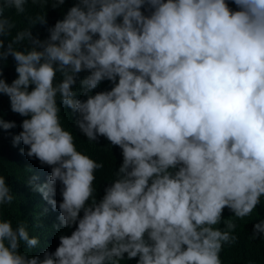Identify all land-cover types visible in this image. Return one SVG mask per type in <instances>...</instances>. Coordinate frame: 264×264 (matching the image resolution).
Listing matches in <instances>:
<instances>
[{
    "label": "clouds",
    "instance_id": "1",
    "mask_svg": "<svg viewBox=\"0 0 264 264\" xmlns=\"http://www.w3.org/2000/svg\"><path fill=\"white\" fill-rule=\"evenodd\" d=\"M28 3L0 0V95L24 117L18 135L3 116L0 130L50 168L47 183L26 184L70 234L29 254L39 237L0 211V264H227L223 247L238 237L234 220L217 227L224 210L244 219L264 197V0H74L54 25L38 13L8 39L16 24L5 9L24 14ZM31 3L56 10L66 0ZM62 107L88 141L121 149L99 200L104 165L77 150ZM14 198L0 174V209ZM250 239L264 240V219Z\"/></svg>",
    "mask_w": 264,
    "mask_h": 264
},
{
    "label": "trees",
    "instance_id": "2",
    "mask_svg": "<svg viewBox=\"0 0 264 264\" xmlns=\"http://www.w3.org/2000/svg\"><path fill=\"white\" fill-rule=\"evenodd\" d=\"M73 3L74 0H66L62 8L53 10L50 8V5L48 9H45L39 5L32 4L31 0H29L25 13L20 15L16 13L15 9L6 8L4 15L16 24V28L13 29L12 35L8 39L14 37L19 30L32 27L30 19L34 18L38 13L47 11L49 26L54 25L57 20L63 18V15L66 14L67 9ZM230 6L235 8V5ZM37 33H39L41 39L47 36L45 28L39 25L33 29V34L35 35ZM80 75L83 78L87 73H81ZM5 77L9 84L16 78L15 62L12 57H9L6 62ZM57 79H60L59 75ZM108 88H110L109 82H104L96 91ZM76 90L79 91L78 85ZM77 98L82 99L79 96ZM0 116H3L6 121H15L17 123L18 126L10 131L13 135H18L22 130L19 125L24 117L10 111L9 98L4 95H0ZM60 116L64 128L71 131L76 137L75 143L77 150L89 155L96 162L103 163L104 165L103 169L96 172V181L94 184L98 193L97 199L99 200L104 195V187L117 178L115 173L123 160L121 149L110 146L109 142L104 138H101L98 144L88 141L74 127L73 121L76 117L72 114L71 109L62 107ZM21 148H25L22 143L18 147L13 148L10 135L0 130V159H2L0 160V174L7 177V182L12 187L15 197L11 205H5L0 211H2L4 219L12 220L13 227L20 221H25L28 224L30 235L37 236L40 239L39 247L33 250V253L29 254L42 255L46 248L55 251L59 243L58 236L60 232L70 234V230L63 228L60 229V232L56 230L54 225H59V211H53L47 201L43 199L42 195L39 192H33L26 184V181L31 175L38 177L37 184L42 185L47 183L48 177L50 176V168L47 166L42 167L36 159H29L26 155H21ZM59 187L60 185L58 184L57 194L55 197H52L58 202L62 200ZM232 215L233 213L226 208L223 212L224 221L221 225L217 226L224 228L229 219L234 220L237 224L233 234L238 237V242L234 245H225L223 247L221 252L223 263L264 264V240L250 239L254 224L264 219V197L261 198V204L250 216L244 219H237ZM74 228L75 226L73 230ZM21 251H25L23 246ZM120 264H137V261L135 259L131 261L125 259L121 260Z\"/></svg>",
    "mask_w": 264,
    "mask_h": 264
}]
</instances>
